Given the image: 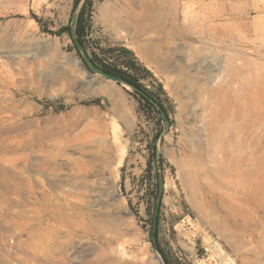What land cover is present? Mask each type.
<instances>
[{
	"label": "rangeland",
	"instance_id": "1",
	"mask_svg": "<svg viewBox=\"0 0 264 264\" xmlns=\"http://www.w3.org/2000/svg\"><path fill=\"white\" fill-rule=\"evenodd\" d=\"M90 1V43L134 53L162 84L169 123L139 113L129 87L90 72L70 37L56 34L73 26V0H0V138L18 129L0 141V264H34L26 257L34 253L47 257L43 264H87L98 254V264H163L149 241L155 173V238L170 264H264V141L243 200L233 172L223 174L229 160L214 167L208 129L222 94L238 90L239 105V92L264 88V0ZM66 74L78 82L67 88ZM97 112L112 123L111 152L97 144ZM71 122L92 132L98 158L70 148L55 153L54 169L37 170L48 157L36 144L50 146ZM79 161L80 169L64 166ZM51 207L62 212L58 220L47 215Z\"/></svg>",
	"mask_w": 264,
	"mask_h": 264
},
{
	"label": "bare ground",
	"instance_id": "2",
	"mask_svg": "<svg viewBox=\"0 0 264 264\" xmlns=\"http://www.w3.org/2000/svg\"><path fill=\"white\" fill-rule=\"evenodd\" d=\"M201 3L199 5L200 12L202 11V8H203V5ZM105 12L110 13V14L113 13L110 5H106V7L104 9V13ZM144 30H145L144 27H141V32H143ZM62 79L65 80L64 82H66V87L72 86L73 84L78 82V80L76 78L72 77V75H70V74H66L65 76H63ZM60 81H62V80H60ZM52 84H57V80H54ZM222 85H223V87H220L222 90L224 89V87L226 89H228V87L226 85H224L223 83H222ZM226 91H224V92H226ZM236 91L238 92V90L232 88V90L229 93H227V96H226V94H222V95L220 94L221 99L216 101L217 105L215 108V115L213 117V120L209 122L208 129H209V133H210V138H211L212 142L214 143V147L211 150V152H212L211 153V157H212L211 160L213 163H215L214 167L216 169L221 168L225 164V162L227 160H229V163H231V164L229 166L228 165L224 166L223 174L227 173L228 170H231L233 172L232 174L234 176V184L237 187V193L238 194L241 193V195L243 196L242 199L246 200L249 196V191H250L248 188L249 176L251 175V172H252L250 170V165L252 164V162H253L252 160L254 159V157H260V155L263 154L262 142L264 141V88L256 86L255 89H253L251 87L249 94L239 92V96L242 99V102L239 105L234 103V100L237 98ZM112 112L115 115L120 116V112H121L120 106L113 108ZM95 118H96V120L93 121L94 128H97L99 131V136L96 137L97 144L100 147V150H102L104 152H111L112 151V148H111L112 145H111V142L108 141V131H109V125H112V123L107 122L108 118L104 114L98 113L95 116ZM72 122L63 125L59 129L58 132L57 131L54 132L53 138H52L53 141H51L53 143H51L50 146H48L47 145L48 142L44 141V140H41L40 141L41 143L36 144L35 149L38 151H41V152L44 151L45 153H47L46 157H48L47 159L44 158L45 160H41L38 162L37 170H39V171L41 170V172H42V170L44 169V166L46 167V169L47 168L50 170L54 169L55 167L53 165L56 162L54 157L55 158L57 157L55 155V153H64L67 149H70V148H74V149L78 150L79 152L91 155L92 160L90 162H93V159L96 160L98 158L96 152L89 146V143L93 140V137H94V136H92L93 135L92 132L80 134L79 132H76V128L78 127V123H76V122L72 123ZM16 131H18L17 128H14L10 131L6 130L5 134H4L5 136L0 138L1 143H4V141L6 142V139L8 138L9 132H16ZM205 140H206V138H205ZM11 142L20 143V140L15 139ZM9 144H7L6 147L10 151L17 150L16 146L15 147H11V146L9 147ZM203 144H204V142H203ZM6 147H4V148L7 149ZM46 147L50 148L51 150H47ZM30 150H32V149H30ZM218 153H221L222 156L219 157L217 155ZM85 163L86 162H84V161H82V162H80V161L79 162H66L64 164V166H66L67 168H71V169L74 166L75 168L80 169V168H82L83 165L85 166ZM1 178H3V177H1ZM28 181H30V180H28ZM21 185H23V184H21ZM8 190L12 193L17 192L18 186L16 185L14 187H8ZM45 211H47L48 216H50L52 219H55V220H58L60 218L59 214L62 213L59 211H58V213L52 211V207H51V210L46 209ZM213 212L217 213L216 204L213 206ZM64 220H66V219H64ZM80 221L82 223L80 226V227H82V229H85L89 226L86 221H84L82 219ZM78 226L79 225L74 227V230L77 229ZM67 227L69 229L72 226L70 223H67ZM18 229H19V227H18ZM36 229H37V231L40 230L38 228H36ZM73 231H70V233ZM44 233H46V232H44ZM31 234H32V232H31ZM37 240H38V238H37ZM23 249H25V248H23ZM21 251H23V250H21ZM47 253H48V251L46 252V254ZM26 257H28V260H30L34 264H43L44 258L47 259V257H44V254L40 255V254H36V253L32 254V256H26ZM49 257L51 258V256H49ZM52 259H53V257H52ZM101 259H102V255L98 254V255L94 256L93 259L89 260L87 264H91V263L98 264V262L101 261ZM1 262L2 261H0V263Z\"/></svg>",
	"mask_w": 264,
	"mask_h": 264
},
{
	"label": "trees",
	"instance_id": "3",
	"mask_svg": "<svg viewBox=\"0 0 264 264\" xmlns=\"http://www.w3.org/2000/svg\"><path fill=\"white\" fill-rule=\"evenodd\" d=\"M91 8L90 0H73L72 12L77 11L74 24L59 29L56 34L66 33L70 37L73 47L90 72L98 73L129 87L139 113L146 118L158 115L162 121L169 123L172 107L166 92L153 73L138 61L134 53L123 45L101 46L98 43H90ZM162 131L163 128L160 126L152 138L154 144ZM154 177L153 206L155 214L150 219L151 232L153 231V233L150 234L149 241L160 254L163 264H170L157 248V239L155 238L158 226L157 210L161 201L162 177L158 173H155Z\"/></svg>",
	"mask_w": 264,
	"mask_h": 264
},
{
	"label": "water",
	"instance_id": "4",
	"mask_svg": "<svg viewBox=\"0 0 264 264\" xmlns=\"http://www.w3.org/2000/svg\"><path fill=\"white\" fill-rule=\"evenodd\" d=\"M156 256L159 257L158 254H156ZM158 259L161 261L160 257Z\"/></svg>",
	"mask_w": 264,
	"mask_h": 264
}]
</instances>
